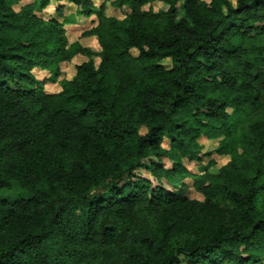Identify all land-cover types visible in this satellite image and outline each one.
<instances>
[{
  "label": "trees",
  "instance_id": "obj_1",
  "mask_svg": "<svg viewBox=\"0 0 264 264\" xmlns=\"http://www.w3.org/2000/svg\"><path fill=\"white\" fill-rule=\"evenodd\" d=\"M98 1L0 0V264H264V0Z\"/></svg>",
  "mask_w": 264,
  "mask_h": 264
},
{
  "label": "rangeland",
  "instance_id": "obj_2",
  "mask_svg": "<svg viewBox=\"0 0 264 264\" xmlns=\"http://www.w3.org/2000/svg\"><path fill=\"white\" fill-rule=\"evenodd\" d=\"M98 3H100L98 0H96ZM182 1V0H181ZM206 1L207 3H210L211 0H204ZM235 1L236 0H233V5H235ZM29 2H32V0H23V2L21 3L20 6H22L23 4H26V3H29ZM62 6H64V15L67 16V15H70V14H74V10L75 9H72L71 7H69L67 4H66V1H63L62 3ZM20 6L16 7L17 10L20 9ZM57 6L55 3L52 4L51 6H49L48 9H46V11L43 13L42 17L44 19H50L52 16H55L57 15L56 14V11H57ZM145 11H153L155 13H160L166 9H168V7L165 5V4H162V3H154V4H151V5H148L146 6L145 8ZM130 12L129 9H114L111 5H108V8H107V14L108 16H112V17H115V18H118V19H122V18H125V15L126 13L128 14ZM57 18L59 19V17L57 16ZM94 19V18H93ZM61 20V19H59ZM78 22H79V26L78 27H75L73 29H68L67 30V36H68V40L70 43H74V42H79L80 44H82L83 46L85 47H89L90 49L94 50L97 52V50L99 51V47L95 44L94 40H91V39H83L81 37V35L83 34V31L88 29L89 27L92 26L91 24V21L90 19H85L84 17L81 18V19H78ZM134 54L136 55L137 53L134 52ZM77 59V63H83L85 61H87L86 58H80L79 57H76ZM72 64V63H71ZM164 67L167 65L169 67L170 63L169 61H166L162 64ZM60 68L61 70H64L66 71V65L64 63H61L60 64ZM68 69L70 71H72V74L74 73V68L71 67L69 68L68 66ZM62 73V72H61ZM34 74L36 75V77L38 78V80L42 81V80H46L48 78H50L51 74L48 73L47 71H42V70H39V69H36L34 70ZM70 77H73V75L70 74ZM64 79V77H60L59 80H62ZM58 85V84H57ZM56 85V89H58V86ZM50 86H47L46 87V90L49 88ZM229 114L233 115V109H229L228 110ZM221 139L220 138H215L213 140H208L206 138H201L199 143L201 144V146L203 147V151H202V155L200 156V163L199 162H188L187 160L184 161V165L186 166L187 169L190 170V172H192L193 174H201L202 173V166H208V164L210 163V161L212 160H215L217 165L215 167H212L211 171L215 172L218 170V168L226 165L228 163V158H218L217 156L215 155H211L208 156L206 154H209V153H212L216 148H217V145H218V142L220 141ZM168 144V141L165 140V146ZM163 165L166 166V169H170L171 168V163L168 161V160H164L163 161ZM141 177L142 178H148L150 179L151 181H153L155 184H156V181L150 177L149 173L148 172H141L140 173ZM183 184H185V186H187L188 190L186 192V196L192 200H198V201H201L203 198L202 196L195 191V189L193 188V182L191 179H188L186 181L183 182ZM167 188H171L170 186H166Z\"/></svg>",
  "mask_w": 264,
  "mask_h": 264
},
{
  "label": "crops",
  "instance_id": "obj_3",
  "mask_svg": "<svg viewBox=\"0 0 264 264\" xmlns=\"http://www.w3.org/2000/svg\"><path fill=\"white\" fill-rule=\"evenodd\" d=\"M60 3H62V2H59V3H55L56 5H58L57 6V10H58V8L60 7V6H62V4H60ZM52 4H54V3H52ZM51 4V5H52ZM66 4L69 6V7H71L72 9H75L74 10V12H76V7L73 5V4H70V3H68V2H66ZM50 5V6H51ZM64 7V6H63ZM65 9V8H64ZM64 12V11H63ZM56 14H57V11H56ZM71 15V14H70ZM70 15H67V16H70ZM65 16V15H64ZM51 18H57V15H55V16H52ZM79 19H81V18H79ZM79 22L76 24V25H73V26H69V27H67V30L68 29H73V28H75V27H78L79 25ZM91 27H89L88 29H90ZM88 29H86V30H84L83 31V33L84 32H86ZM68 35V34H67ZM83 36V34L81 35V37ZM84 39V38H83ZM86 39H91V40H94V42H95V44L98 46V44H97V41L95 40V39H93V38H86ZM99 47V46H98ZM86 48H89V47H86ZM92 50V49H91ZM94 51V50H93ZM98 51V50H97ZM65 65H66V71H64V70H61V77H64V79H68V80H71L74 76H75V74H76V71H75V68H76V65H77V59L75 58L74 60H73V62H72V64L71 63H64ZM68 66H69V68H71V67H73L74 68V73L72 74V71H70L69 69H68ZM70 74L71 75H73V77H70Z\"/></svg>",
  "mask_w": 264,
  "mask_h": 264
}]
</instances>
